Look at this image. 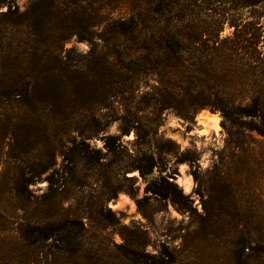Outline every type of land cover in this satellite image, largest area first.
<instances>
[{"label":"rangeland","instance_id":"obj_1","mask_svg":"<svg viewBox=\"0 0 264 264\" xmlns=\"http://www.w3.org/2000/svg\"><path fill=\"white\" fill-rule=\"evenodd\" d=\"M53 4L59 9L57 23L68 21L64 10L86 7L83 0H0V9L10 10L8 16L4 15L7 11H0V126L8 124L11 113L4 98L10 79L4 74L3 64L10 43L17 47L18 36L14 34L16 30L10 31L9 21L24 23L17 29L27 33L30 17L47 19L46 11ZM215 7L219 17L228 15L233 19V25L223 26L220 37L226 38L224 44L234 50V71L228 76L222 75L223 72L209 78L201 75L205 81L198 82L196 91L178 89L174 95H167L165 85L157 82L151 70H139L145 66L123 74L115 54L113 64L101 62L97 70L104 66L110 76L106 80L100 78L99 82L103 84L109 79L111 82L104 85V97L92 105L87 116L102 115L105 131L87 139L89 147L83 153H78V149L69 151L74 139L80 142L79 133L71 132L63 137L56 155L59 182L54 193L49 191L48 173H45L30 184L27 206L18 209L16 204L9 205L14 213L13 227L26 226L47 211L77 215L80 221L74 224L69 221L66 232L56 239L22 240L12 232L0 235V264H133L121 255L123 248L136 249L149 263L157 264L163 257L171 264H238L243 248L242 258L247 264H264V136L259 132L264 130V113L260 117L248 116L240 108L243 99L255 91L254 81H264V0H217ZM119 13L116 11L114 16ZM236 25L244 27L237 30ZM96 41L102 54L112 53L111 48L102 47L99 39ZM49 42L50 57L58 56L69 69L93 76L94 44L76 36L61 43ZM37 43L29 37L25 48L32 49ZM34 57L29 55L30 59ZM125 80L132 88L126 95L128 102L123 101L121 91V82ZM230 99L236 101L234 107L228 106ZM203 100L222 103L223 108H196L195 103ZM127 104L132 111L130 117L140 127V139L135 130L131 131L135 132V139L125 140L129 134L121 135L119 119L125 114ZM205 111L210 115L221 114L219 135L213 130L212 142L203 149H198L197 143H205L206 138L192 137L188 150L181 152V145L167 137L179 134L188 139V134L195 130V118ZM173 117L182 121L180 128L161 132ZM58 131L54 125L53 132ZM106 135L117 138L114 152L106 146ZM97 141L104 144L106 151L97 147ZM10 142L9 136L0 142V183L5 185L16 174L17 163L12 158ZM45 151L46 146H40L29 157L30 161L44 157ZM208 153L209 167L204 169L201 161ZM184 163L189 165L190 173L180 171ZM154 169L157 175L150 176ZM136 170L141 178L129 179L128 173ZM189 174L197 184L196 207L178 187ZM140 183L146 188L143 198L137 200L138 212L131 216L123 212L111 216L107 204L118 202L119 192L135 199L140 194V188L136 187ZM50 196L52 202L45 203V198ZM173 212L180 215L173 216ZM185 215L187 220L183 219ZM102 216H107L110 222ZM123 219H129L130 223L124 225ZM150 234L156 236L153 249L157 243L160 245L158 255L147 253Z\"/></svg>","mask_w":264,"mask_h":264},{"label":"trees","instance_id":"obj_2","mask_svg":"<svg viewBox=\"0 0 264 264\" xmlns=\"http://www.w3.org/2000/svg\"><path fill=\"white\" fill-rule=\"evenodd\" d=\"M83 2L86 3L85 8L74 7L63 11L68 17L65 23L56 22L59 9L54 4L51 5L46 11L47 19L30 17L26 25L27 33L17 29L24 26V23L9 21L12 26L10 31L16 30L14 34L18 36L15 37L17 47L10 43L11 48H8L3 64L4 74L10 79L5 87L8 90L4 98L8 101L7 108L11 113L8 124L0 126V142L8 136L11 138L10 152L17 165L14 167L16 174L12 179L6 185L0 183V235L12 232L22 240L56 239L66 232L69 221L73 224L80 221L77 215L47 211L31 219L26 226L13 227L14 213L9 205L16 204L18 209L27 206L31 197L30 184L45 173H48L46 180L49 182V191L54 193L59 182V172L55 168L56 155L63 137L71 132L79 133L80 142L74 139L71 142L73 148L69 151L78 149V153H83L89 147L86 140L100 131H105L102 115L87 116L92 105L104 97V85L111 82V79L103 84L99 82L100 78L106 80L110 76L104 66L101 67L102 70H97L101 62L103 65L113 64L116 55L123 74L143 65L145 67L139 70H151L156 75L157 82L165 85L164 91L167 95H174L178 89L196 91L198 82L205 81L201 75L209 78L211 74L216 77L223 72L222 75L228 76L234 71V50L224 44L228 41L226 38L220 37L223 26L234 23L230 16L219 17L216 14L217 0ZM116 11L120 13L114 16ZM9 12L10 10L4 15L8 16ZM242 27L244 25H236L237 30ZM73 36L95 45L91 50L96 68L92 77L85 76L76 69H69L58 56L50 57L49 41L61 43ZM29 37L38 42L32 49L25 48ZM97 39L103 43L102 47L111 48L112 53L102 54L97 49ZM30 54L35 57L30 59ZM127 82L128 80L121 82L125 102H128L126 95L132 90ZM263 85L262 79L254 81L255 91L243 99L244 105L239 106L244 114L263 116ZM235 102L230 99L228 106L234 107ZM205 106L223 108L222 103L214 104L207 100L195 103L196 108ZM124 111L125 114L119 119L121 135L135 130L137 139L142 138L139 125L130 117L132 111L128 104ZM54 125L59 128L58 132H53ZM259 132L264 136V130ZM104 138L106 146L114 152L117 138L113 135H106ZM42 145L46 146L44 157L31 162L29 157ZM172 185L176 187L175 184ZM52 199L53 196L45 198V203L52 202ZM108 213L113 216L111 210ZM102 218L110 222L107 216ZM79 224L83 226L81 222ZM76 230L77 228L75 236ZM70 233L73 234V231H69ZM243 251L242 248L238 264H247L245 258H242ZM121 255L133 264H157L149 263L136 249L123 248ZM160 264H171V261L163 257Z\"/></svg>","mask_w":264,"mask_h":264},{"label":"clouds","instance_id":"obj_3","mask_svg":"<svg viewBox=\"0 0 264 264\" xmlns=\"http://www.w3.org/2000/svg\"><path fill=\"white\" fill-rule=\"evenodd\" d=\"M23 10V9H21ZM0 11H7V9H0ZM83 47V45H82ZM168 114V110H166L165 115ZM196 125H194L195 130L191 133L188 134V139H184L182 138L179 134L177 135H169L167 138L172 139L176 142H178L181 145V152H184L186 150H188V148L190 147L189 144V140L192 139V137H203L206 138V142L205 143H197V148L198 149H203L206 148L208 146V144H210L212 142V137H211V133L213 132V130L216 131L217 135H219L220 129H219V123L222 119L221 114L219 112H217L215 115H210L207 111L203 112V114L198 115L196 118ZM182 123V121H179L178 117H173L171 118L161 129V132H165L168 129H178L180 128V124ZM113 131H115V129H113ZM129 139H135V132H131L128 136L125 137V140H129ZM96 145L99 149L105 150L104 149V144L101 143L100 141L96 142ZM209 155L205 154L203 156V160L201 161V163L203 164L204 169H207L209 167ZM171 159V157H170ZM180 171L182 173H190V168L189 165L187 163H184L180 166ZM157 175V170L154 169L153 172L150 174V176H156ZM128 178L129 179H133V178H141V173L139 170H136L134 172H130L128 173ZM136 187L140 188V194L137 195V197L134 199L131 195L125 193V192H119L117 194L118 197V202L116 203H112L109 202L107 204V208L108 210H111L114 214L116 213H126L128 216H131L135 213L138 212V205H137V200L142 199L143 198V192L146 188V185H144L143 183L137 184ZM178 187H180V190L182 191L183 195L186 197H189L191 200L194 201L193 203V207H196L199 204V200L197 198V194L195 192V189L197 188V184L195 181V178L189 174L187 175V179L183 182L182 185H178ZM172 205L169 204V208H171ZM202 212V206L199 209ZM160 215H163V213H161ZM173 216H179L180 214L177 212H173L172 213ZM140 219H143L142 216L138 217ZM183 219L187 220V216L185 215L183 217ZM157 222L158 221V217H157ZM122 223L124 225H128L130 223L129 219H123ZM121 243H123L122 238H120L119 236L117 237ZM161 240H163V237H160ZM156 240V236L150 234V241L151 243H149L146 246V250L147 253H151L152 255H158L159 251H160V245L157 243L156 244V249H153V243ZM176 243L178 244L179 241H176Z\"/></svg>","mask_w":264,"mask_h":264},{"label":"bare ground","instance_id":"obj_4","mask_svg":"<svg viewBox=\"0 0 264 264\" xmlns=\"http://www.w3.org/2000/svg\"><path fill=\"white\" fill-rule=\"evenodd\" d=\"M220 124V123H219Z\"/></svg>","mask_w":264,"mask_h":264}]
</instances>
